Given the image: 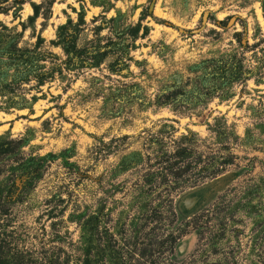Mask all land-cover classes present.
Wrapping results in <instances>:
<instances>
[{
    "label": "rangeland",
    "instance_id": "374dc122",
    "mask_svg": "<svg viewBox=\"0 0 264 264\" xmlns=\"http://www.w3.org/2000/svg\"><path fill=\"white\" fill-rule=\"evenodd\" d=\"M0 264H264V0H0Z\"/></svg>",
    "mask_w": 264,
    "mask_h": 264
},
{
    "label": "water",
    "instance_id": "95a60500",
    "mask_svg": "<svg viewBox=\"0 0 264 264\" xmlns=\"http://www.w3.org/2000/svg\"><path fill=\"white\" fill-rule=\"evenodd\" d=\"M235 178L234 171H227L186 189L175 200L178 215L182 218L192 217L224 191ZM198 238L199 235L195 230L181 237L174 246L176 259L187 257L194 250Z\"/></svg>",
    "mask_w": 264,
    "mask_h": 264
},
{
    "label": "trees",
    "instance_id": "16d2710c",
    "mask_svg": "<svg viewBox=\"0 0 264 264\" xmlns=\"http://www.w3.org/2000/svg\"><path fill=\"white\" fill-rule=\"evenodd\" d=\"M36 13H37V11H36ZM171 242H172L173 245H175L176 239L174 237H172Z\"/></svg>",
    "mask_w": 264,
    "mask_h": 264
}]
</instances>
